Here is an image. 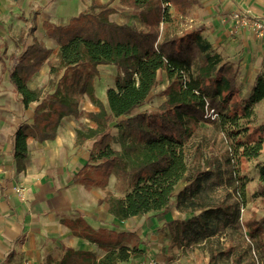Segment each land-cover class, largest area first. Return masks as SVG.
I'll return each instance as SVG.
<instances>
[{"label":"trees","instance_id":"trees-1","mask_svg":"<svg viewBox=\"0 0 264 264\" xmlns=\"http://www.w3.org/2000/svg\"><path fill=\"white\" fill-rule=\"evenodd\" d=\"M114 1L101 5L92 1L64 26L43 22L45 37L58 47L55 59L52 49L34 37L33 19L20 31L17 43L22 49L8 58L6 70L22 106L36 105L31 123L20 124L12 136L14 173L26 170L27 139L37 143L53 140L63 118L77 121L83 115L80 105L87 98L98 109L87 113L95 127L79 124L76 145L92 140V151L70 184L88 192L101 190L113 176L126 182L129 190L122 198L106 192L98 204L106 203L116 220L163 215L175 207L188 217L166 223L172 246H203L207 264H261L253 246L264 233V216L243 223L245 191L237 188L240 178L230 159L223 162L217 156L216 134L226 133L235 139L240 165L259 157L264 128L256 129L251 118L252 107L264 100V71L244 97L237 84V68L214 51L202 36L203 28L180 29V23L187 22L200 7L199 0H118L121 8L137 13L142 28L110 21L109 17L118 13L111 6ZM44 65L53 75L48 81L51 92L28 87ZM99 66L117 69L116 89L107 91L111 113L94 92ZM157 71L170 80L168 99L156 111L130 115L136 105H126L135 97L137 81L151 88ZM206 104L216 112L214 120L205 117ZM114 116L122 117L116 135L111 134L109 125ZM200 122L211 125L213 134L205 144L202 140L189 144L198 134ZM192 152L201 154L203 161L189 176ZM258 172L264 182V164ZM180 182L184 185L177 191ZM259 190L254 196H264L262 188ZM60 223L103 255L98 258L91 251L66 248L56 264H121L141 253V237L134 231L95 230L84 215L61 218ZM45 264H52V258L48 256Z\"/></svg>","mask_w":264,"mask_h":264},{"label":"crops","instance_id":"crops-1","mask_svg":"<svg viewBox=\"0 0 264 264\" xmlns=\"http://www.w3.org/2000/svg\"><path fill=\"white\" fill-rule=\"evenodd\" d=\"M42 1L37 5L43 8L42 23L54 20L51 21L54 25L64 26L72 17L80 13H76L79 6L75 0H56L51 6L52 15L51 12H46ZM35 2L37 1L35 0ZM93 2L101 5L107 3L108 0H94ZM199 2L200 7L193 10L192 16L187 21L190 27H202L203 34L209 40L210 37H215L218 45L219 39L226 43L229 40V36L232 38L236 37L237 41L239 38L240 45L244 49L251 42L257 45L258 41H261L264 44V39H257L248 29H239L238 33L233 35L231 33L233 29L231 15L236 12H249L252 16H260L261 3L259 0H199ZM21 3V0H17V2L12 0V3L8 5L10 10L15 12L16 21H22L30 25L33 19L36 25L39 12L36 11L31 17H28L25 15L26 11L22 9ZM2 4L0 2V7H2ZM71 6H73L72 9L74 8V10L69 9ZM111 6L117 8V14H121L123 11H130L121 8L118 3L117 5L112 3ZM32 9L33 7L29 9V12ZM2 14L5 15V12H2ZM47 14L51 16L46 17ZM6 18L8 19L9 17L6 16ZM109 19L112 21L110 17ZM3 26L0 25V40H4L3 35L6 33L3 31ZM137 26L139 28L143 27L140 21ZM27 28L21 27L18 30L16 42L20 31ZM257 46L262 50V44ZM19 47L21 51L22 48L21 46ZM12 54L8 57L3 52L0 54V57H2V60H0L2 68V70L0 69V264H8L11 258L14 259L15 263L42 264L43 259L48 256L51 257L50 250L54 242L50 241L46 244L40 235L35 233L42 231L40 226H42L43 231L51 235L58 233L62 236L67 234L72 236L70 231L60 223L58 217L59 219H75L79 215H84L86 218L95 219V214L99 213L109 218H112V216L108 213V205L106 203L98 204V201L103 200L106 194H98V192H102L99 189H93L88 192L83 186L70 184L73 174L79 171L88 160V153L84 147L85 143L90 142L86 141L81 145H76L75 131L77 127L74 124L76 120L73 117L62 119L57 129L56 137L53 140L37 143L34 139L28 138L26 141L28 149L26 170L20 174L14 173L11 156L12 136L20 124L31 123L32 112L36 104H31L24 108L10 85L6 70L7 65L5 64H7L8 58ZM34 78L28 82V87L30 89L41 88L32 85ZM87 102L86 104H88V108H91L90 110L97 111L94 110L93 105L89 101ZM28 110L31 112V116L30 118L28 116L29 120L27 121L25 117ZM86 126L94 128L95 124L91 122L90 125ZM17 180L22 181L27 188L28 205L20 203L13 192ZM34 219L41 223L40 225L38 224L39 227L37 228L39 229H33L29 225V231L25 235L20 227L23 226V223L27 226L30 220ZM91 227L93 228L92 225ZM93 229L96 230V228ZM43 231L42 233H44ZM73 239L82 240L75 237ZM60 242L64 243L63 241ZM66 248L76 249L73 246H64L62 251L64 252ZM204 255H207L205 248ZM140 258H143L141 253L138 256L130 257L127 262L122 264H131L132 262L139 264Z\"/></svg>","mask_w":264,"mask_h":264},{"label":"rangeland","instance_id":"rangeland-1","mask_svg":"<svg viewBox=\"0 0 264 264\" xmlns=\"http://www.w3.org/2000/svg\"><path fill=\"white\" fill-rule=\"evenodd\" d=\"M24 1V3H23ZM21 0L22 9L25 12V15L31 17L34 12L38 11L39 16L36 19L37 29L34 34V37L43 41L47 47L52 49V56H57L58 47L54 45L52 41L47 39L44 34V30L42 29V11L43 8L37 6L39 2L42 0ZM56 0H43L42 3L45 5L46 12L52 13V4H54ZM94 1V0H91ZM90 0H75L78 3L79 8L76 10L78 12H84L89 7ZM96 1V0H95ZM2 7H0V25L3 26V31L6 32L4 36V40H0V54L3 52L8 57L12 53H19L20 47L16 42V34L18 30L23 27L27 28L29 24L24 22H17L15 12H12L8 5L12 3V0H0ZM17 2V0H16ZM33 3V4H32ZM69 3V2H68ZM118 0L114 1L113 4L117 5ZM33 7L32 10L29 9ZM71 6L69 9H72ZM13 10V9H12ZM74 10V8L72 9ZM5 12V15L2 14ZM29 13V14H28ZM48 15L46 17H50ZM6 16L9 18L7 19ZM44 18V17H43ZM111 20L117 23L128 24L131 26L138 27V16L136 12L132 11H123L121 14H114L110 16ZM54 20L46 21L53 24ZM3 24V25H2ZM180 29H184V27H190V24L187 22L180 23ZM139 28V27H138ZM172 26L171 29H173ZM233 35V34H232ZM202 36L211 44L212 48L216 53H218L224 61L232 64L238 70L237 84L242 90V95L246 97L251 88L253 87L257 77L261 75L264 71V44L261 41H258L257 45L262 44L260 50L259 47L253 42L247 44V48L241 44V42L236 39V37H228L229 40L224 43L222 39L218 40V45L216 44V38L210 37V40L206 35L202 33ZM4 41V42H3ZM31 38L28 40V44H31ZM235 42V44H234ZM4 43V44H3ZM55 62V61H54ZM57 63V62H55ZM0 69L2 70L1 66ZM61 73V71L59 72ZM98 76L93 81L94 92L96 97L102 102L105 110L108 113L110 112L107 91L115 90V77L117 75V69L114 66H99L98 67ZM53 77L50 74L49 67L44 65L41 71L34 78L33 86L43 87L45 92H51V89L48 85V81ZM170 80L166 76L164 72L157 71L155 74V81L151 88L147 86V84L142 83L140 80L136 83V92L133 100L129 101L126 105L134 104L135 107L130 111V115L137 114L139 112H151L156 111L157 108L168 99L170 95ZM87 98H84L81 102L80 108L83 115L78 119V121L74 122L75 126L78 128L79 124L90 125L91 121L87 117L88 112H92L91 108H88ZM94 107V106H93ZM94 110H98L94 107ZM116 115V113H112ZM28 116L30 118L31 112L29 110L26 112L27 121ZM88 119V120H87ZM122 119V117L114 116L113 121L109 124L111 127V134L116 135L117 121ZM253 125L256 129L264 128V100L255 104L252 107V118ZM211 125L200 122V129L196 136H193V139L189 142V144L195 143L197 141L202 140V144H205L207 138L212 135ZM76 128V129H77ZM93 141L85 143V149L88 153V157L90 152L92 151ZM113 148L119 150V146L117 144L113 145ZM193 149V148H191ZM201 151L204 152V148H201ZM238 151L239 148L235 145V139L227 136L226 133L216 134V154L217 156L225 162L226 159H230V165H232L236 170V175L239 176L240 180L236 182L237 188L241 191L243 187V191H245V204L242 208V221L243 223L248 219H260L264 216V196H254L257 191H260L259 188H262L264 191V182L260 181L258 167L264 164V140L262 143V150L258 158L254 160H247L240 165L238 161ZM202 155L195 154L192 152L189 158V176L193 175L197 169V165L202 163ZM184 185L183 182H180L176 190L178 191ZM15 187L19 188L23 193V198L17 197L18 201L22 204L28 205V191L24 186L23 182L20 180L16 181ZM14 187V188H15ZM13 188V192L15 191ZM129 190V186L126 182H118L113 176L110 177L108 185L104 189H99L98 194H106V192L112 193L113 196L117 198H122L124 194ZM98 191V190H95ZM75 211V210H74ZM99 211V210H97ZM95 214V213H94ZM95 219L88 218V223L93 226V228H101L108 227L110 229H114L117 232L123 231H134L135 233L141 236V243L139 245V249L143 258L139 259V264L146 260H154L158 261L161 264H207L208 256L204 255V247H195V248H176L172 246L171 237L168 234L166 223L170 220L187 219L188 215L180 213L175 207H172L170 211L166 214H149L146 216H138L130 218L126 221H118L114 217L109 218L102 213L95 214ZM14 217V216H13ZM58 220L59 217H58ZM38 223L37 219L30 220L29 224L26 226L24 223L21 226V231L26 233L29 231V225L33 227V229H39L37 227ZM24 227V228H23ZM40 229L43 228L40 226ZM35 232L39 234L41 239L49 243L50 241L54 242L53 247L50 250L52 257V264H56L59 259L62 257L64 253L62 249L64 246H73L79 250H88L93 252L98 258L103 255L94 244H90L84 240L73 239L72 236L60 235L58 233H53L52 235L46 231ZM63 241L64 243L60 242ZM246 244H249V241H245ZM45 244V245H46ZM253 251L257 258L261 261V264H264V233L257 238V244L253 246ZM138 256V255H135ZM130 259V258H129ZM128 259V260H129ZM45 259L42 260V264H45ZM127 262V261H126ZM125 263V262H124ZM8 264H23L22 262H14V259L11 258ZM122 264V263H121ZM131 264H136V262H132Z\"/></svg>","mask_w":264,"mask_h":264},{"label":"built area","instance_id":"built-area-1","mask_svg":"<svg viewBox=\"0 0 264 264\" xmlns=\"http://www.w3.org/2000/svg\"><path fill=\"white\" fill-rule=\"evenodd\" d=\"M261 3V15L258 17L252 16L249 12L245 13H233L231 15V20L233 23L232 34L238 33L239 29H248L257 39H264V0H259ZM166 7H170L169 3L165 4ZM205 117L214 120L217 117L216 112L205 105ZM14 194L17 197L23 198V193L19 188H14ZM242 212V209H241ZM223 241V239H222ZM27 264V263H26ZM140 264H161L158 261L146 260Z\"/></svg>","mask_w":264,"mask_h":264}]
</instances>
